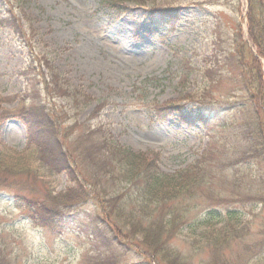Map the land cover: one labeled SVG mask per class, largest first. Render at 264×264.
<instances>
[{
    "label": "rangeland",
    "instance_id": "rangeland-1",
    "mask_svg": "<svg viewBox=\"0 0 264 264\" xmlns=\"http://www.w3.org/2000/svg\"><path fill=\"white\" fill-rule=\"evenodd\" d=\"M5 2L16 16L27 17L22 19L25 27L35 29L33 55H46L68 80L69 89L87 97L78 95L77 102L52 94L57 109L67 110V121L77 124L65 142L72 153L81 148L74 144L81 131L100 126L123 147L157 153L163 173L187 166L202 170L200 174L210 172L207 186L197 190L201 193L184 200L191 204L188 223L169 242L183 257L181 264H264V244L253 247L264 226V206L256 200L229 205L247 230L225 247L226 262L202 246L199 234L223 224L209 215L214 207L208 194L229 195L235 173L242 175V187L256 195L264 193L258 180L264 177L263 165L249 159L231 165L248 144L234 125L225 129L219 123L221 117H237L239 125L252 118V108L242 104L248 105L256 84L243 83L245 69L237 53L241 41H248V1L123 0L110 9L101 0H0V16ZM28 59L27 48L9 29L0 27V104L8 111L53 102L43 84L33 92L29 78L37 64L32 68ZM241 60L247 62L245 57ZM261 64L264 72V59ZM41 70L45 72L44 67ZM168 103L204 109L212 114L209 124L188 126L176 115L159 117L155 109ZM96 107L101 108L95 116ZM0 141L15 152L23 150L25 128L14 118L5 120L0 124ZM40 174L42 180L13 177L0 184V246L9 264H144L134 247L107 246L92 235L98 221L94 200L69 210L60 229L35 225L20 197L50 203L48 194L56 195L70 184L64 173L45 177L39 171L34 176ZM115 184L117 190L120 184Z\"/></svg>",
    "mask_w": 264,
    "mask_h": 264
},
{
    "label": "trees",
    "instance_id": "trees-1",
    "mask_svg": "<svg viewBox=\"0 0 264 264\" xmlns=\"http://www.w3.org/2000/svg\"><path fill=\"white\" fill-rule=\"evenodd\" d=\"M121 1L101 0L100 3L111 9ZM247 1V39L255 48L257 56L253 54L248 41H241L237 53L240 56L238 63L245 69L241 75L243 83L256 84L253 90L256 93L248 95V105L242 104L245 108H252V118L240 121L239 125L237 117L230 120L221 117L219 123L225 129L234 125L244 144H248L246 151L231 165L249 159L264 167V72L261 64V59H264V1ZM5 4L0 16V27L9 29L18 43L27 48L29 66L33 68V64H37L36 73L29 78L33 92L37 84H43L41 87L47 94L50 93L48 97H51V101L55 97H71L78 102V95L87 98L81 91L69 89L68 80L53 67L46 55L41 54L39 58L33 55L35 29L29 28V25L25 27L22 19L26 21L27 17L19 18L14 8ZM244 52H247L246 56ZM243 57L247 62L241 60ZM41 67L45 68V72ZM2 100L0 97V103ZM37 104L34 107L21 106L15 111H8L0 104V124L14 118L25 128L23 150L15 152L0 141V184L3 185L13 177L42 180L44 177L41 174L34 176L39 171L45 177L64 173L70 183L58 194H48L50 203L31 196H19L24 201L23 209L34 224L51 230L60 229L69 210L94 200L98 208V216L95 217L98 221L92 226V235L102 239L105 245L119 248L125 244L128 249L134 247L142 254L144 264H181L183 257L169 242L188 223L191 204L184 200L201 193V189L209 183L210 172L200 174L202 170L198 173V168L187 166L170 174L163 173L158 166L157 153L134 152L123 147L109 135L106 136L100 126H88L81 131L80 138L74 143L81 148L72 153L69 144L65 142L77 124L67 121L70 117L68 111L57 109L54 101L52 104L46 101ZM99 108L96 107L93 115L98 114ZM155 113L162 118L176 115L188 126H207L209 116L212 115L199 107L188 110L174 103L158 106ZM81 139L84 140L80 142ZM241 176L240 173L231 176L233 180L229 181V195H215L213 191L208 194L210 204L214 207L209 215L217 216L223 224L212 225L207 231L199 232L202 246L209 248L214 258L223 262L227 261L225 247L247 230L244 225L240 226V216L229 205H244L256 200L264 206V193L256 195L251 188L242 187ZM258 180L264 188V177ZM116 182L120 184L117 190ZM219 205L224 206L223 213L217 210ZM258 235L260 240L253 247L264 244V226ZM6 255L0 246V264H9Z\"/></svg>",
    "mask_w": 264,
    "mask_h": 264
}]
</instances>
